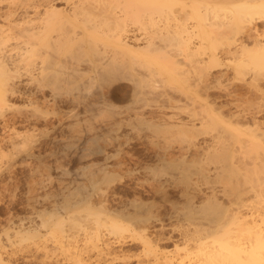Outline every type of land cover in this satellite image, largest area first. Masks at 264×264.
<instances>
[{"label":"rangeland","instance_id":"rangeland-1","mask_svg":"<svg viewBox=\"0 0 264 264\" xmlns=\"http://www.w3.org/2000/svg\"><path fill=\"white\" fill-rule=\"evenodd\" d=\"M74 1L70 0L66 3V0H54L53 5L59 9L64 8L67 10L70 8V3ZM89 3L93 5L95 4V0H89ZM71 5L73 4L71 3ZM0 6V12L2 14V12L6 10V3H1ZM21 12L22 11H19V14L17 13L12 19L15 20L17 18L16 21L19 22L18 20H20ZM207 13L209 17L212 14L211 11H208ZM182 15V12L175 10L171 15H168V17L173 16V20L170 21L173 23V21H176L175 19H180ZM166 17V15L156 17L155 25H162ZM256 18H254L251 24L254 27L250 25L251 30L252 28L254 29L251 31L249 28L248 30L250 34L252 32L251 35L248 34L249 32L247 31L248 33H243L244 35L241 34L242 36L239 35L242 39L237 36L238 40L241 39L245 41V35H250V39L248 37L245 42L248 43V46L250 45L248 47L249 49L254 46V48H251L252 50L259 48L264 43V36H258L259 31L260 34L264 35V20ZM77 19L79 22H82L86 19V15L78 14ZM90 19L91 21H94L96 25L100 26L101 29H106L111 26V21H102V18L95 17V15L94 17L90 16ZM129 27L136 35H143V33L148 34L155 26L149 22L143 26H139L138 22H130ZM254 30L257 32L255 33ZM255 35L257 37H255ZM23 39L12 38L3 41L1 43L2 50L5 54L11 55L22 53L24 49L23 47H25L23 46V41L25 39ZM191 40V43L193 42V44L198 41L196 37H192ZM213 40V49L205 48L203 51L205 55L197 56V58L198 61L206 59V54L210 50L214 51L218 57L219 66L211 64L214 67L210 66L209 69L205 70V72L208 71L206 75L209 76H207V80V77L204 79L206 83L208 82V84L211 85L207 84V86L210 87L206 90L208 98L205 97L206 94L204 95L202 92L193 93L196 100L194 105L197 107L202 101L208 103L210 107L212 106L210 104H213L210 108L211 114L214 113L212 115H215L216 118L221 116L226 124H223L222 126L207 125L206 128L203 126L201 131L200 127L198 132V142L201 145L204 140L207 143L212 141H227L228 136L234 133V130H238L241 134L239 139H241V137L243 139L239 141V139H233L230 136V142L227 141V143H230V148H234V150H238L240 146V151L242 150L241 147L243 144L240 142L243 140L246 142L257 141L255 137L252 136L253 134L251 135L246 131L248 130L247 126L249 128H254V126L251 125L254 118L258 120L261 119L260 121L262 122L264 121V118H261V116L264 117V103H261V101H264V99H261L264 98V69L256 70L250 65L251 63H249L246 69L248 68L249 70L251 68L257 74L252 72L251 69L249 72H244V76L242 75V71L238 74L239 76L236 73L233 74L230 64L233 57L236 56L232 57L234 54L232 53V48H234V46L228 47L225 44L224 39L218 36L213 37ZM255 40L260 43V46L254 44ZM21 48L22 50L19 52V49ZM226 49H229V51L231 50L232 52H228ZM225 50L228 53L227 55ZM166 51L168 53H174L177 50L175 46L171 45L166 47ZM247 51L248 50L243 51L244 53L246 52L245 54L241 53L244 54L242 55L243 57L247 56ZM91 52V45L88 44H83L82 46H79V43L64 44L61 47V52L59 54L62 65L61 67H56V70L59 73V79L53 84H48V87L41 89V91H38L36 85L28 80L29 75H27V73H29L30 70L29 65H25V63L22 62L15 64V67L19 66L16 71H18L19 75L21 74L19 76L16 72L18 79L16 81L17 83L15 82V87H17L16 89L18 92L15 95L9 96L8 106H4L0 109V231L9 227L10 222H13V224L15 223L14 225L17 223L18 225L20 221L26 224L29 220H33L32 224L35 227L37 226L36 229H38V231H36V233H38H35L36 236L32 238L27 236L29 233H25V238L11 237L10 241H6L4 236L0 234V243L2 245L4 244V248L0 252L2 262L4 264H227L222 260L210 261L205 258L206 252L212 246L211 244H213L211 242L214 236L211 237V233L216 234L215 236L220 235L221 237H224L223 232H225V222L227 219H230L228 216L233 214L236 210H239L241 214H245L252 206L263 204L262 208H264V195L255 197L253 196L252 191L249 190L254 182H256L257 177H263V175L251 172L246 173V171H243L242 163L247 160V158L242 154L243 157H239L236 155L237 153L234 154V156L236 155L235 158L237 157L238 159L241 158L240 160L242 163H239L241 161L237 160V158L235 161H231L229 156L219 152L216 154L211 153L208 158L202 162L196 161L184 165L178 164L177 156L179 152L177 146L180 142L178 133L175 130H171L172 128H169L168 130L170 131H167V129L154 125L138 124V119L136 120V118L141 115L142 118L145 117L146 119L148 117L156 116L166 118L170 115L174 116V113L172 112L176 111L175 116L184 119L185 115L181 110L174 107L176 104L183 105L184 96H182L183 94L180 96L179 92L169 88L172 86H182L187 88L186 84H188V82H186V80L183 81L184 79L178 80V77L175 76L173 79L178 81V83L176 81L175 83H172L171 81L170 83L164 84V79H162L160 75L152 76V78L158 76V78L156 77L152 79L159 84H155L158 86L157 90H166V93L171 97L173 96L172 98L174 101L180 99L182 102L180 100H178L180 103H176L175 101V104L173 102V111L172 108L170 109L168 107H166V109L163 107L159 110L161 107L157 108V105L159 106V103H163V98L160 99L161 97L155 96L153 99V95H151L152 97L149 96L147 98V104L144 105V107H141L140 104H135L132 96H130L132 82L128 79L126 74L124 76L116 75L113 77L99 76L96 78L94 77L91 80L81 77V80L77 78L75 81H73L71 77H68V74L71 75L78 70L82 72L86 69V64L83 62V59L86 57L84 55H88L89 58L90 56H95L92 55L94 52ZM177 52L183 56L181 52ZM251 52L252 51L248 54L250 55ZM229 53H231V57H229ZM239 53L236 54L239 55ZM184 63L185 66H183V68L188 71L186 72V74L188 73V80L193 81L194 71L199 64L195 62L189 63L187 61ZM208 67L209 66H207V68ZM186 74H184V77ZM254 74L256 75V80H258L256 82L259 85L262 84L259 88L263 89V95L260 91L255 90V92L252 89L253 93L251 88L250 90L248 89V82ZM212 75L216 78L219 77L218 81H216ZM28 81L30 83H28ZM154 81H152L153 84L155 83ZM168 84H170V87L166 86ZM165 87L167 88L165 89ZM236 89L240 91L238 92ZM230 90H234V96L233 93L232 95H229V92L231 94ZM113 91L119 95H122L123 93L124 97L117 98L116 100V98L111 96L110 92ZM103 94H105V99L107 101L109 100L108 102L111 103V106L108 108L106 107V109H104V107L101 108L99 105L101 102L100 96H103ZM227 96H230V98ZM204 97L207 99H204ZM244 99L246 101H244L245 104L244 102L242 103ZM253 99H256V101ZM31 100L33 102L32 104L29 103ZM208 100L212 103L208 102ZM237 102L238 105L241 106L238 107L237 112L244 109L245 111L242 110L241 112L244 115L239 113L238 116L240 114V116H243H237V119H232L233 121H237L239 118L240 120L244 118L241 122L239 120L240 126L237 125L238 121L236 122L237 124H235V121L233 122L231 117H229L234 111L236 112L237 108H233V106L235 105L234 103ZM249 102L251 103L250 105ZM253 102L254 104H257L253 105ZM219 105H221V107H219ZM245 105L248 106V108L245 107ZM253 106L256 107V109ZM213 107L215 108L213 109ZM216 107L220 110H216ZM250 108L253 110L251 111ZM161 111L163 114H161ZM246 112L250 114L247 116ZM254 112H256L255 115ZM150 113H152V115ZM251 113L258 117H253L252 120L248 119L253 116ZM165 115L167 116L165 117ZM235 117L236 116H234V118ZM230 120L232 122H230ZM153 121L155 122V119ZM243 121L246 124H244L246 127L241 126ZM248 122H250V124H248ZM236 141H238L239 144ZM248 143H246V145ZM235 145L237 147H235ZM168 150H172V154L174 153L173 158L176 157V160L172 159L170 156L171 152ZM253 154V152H250V154L247 155L252 158L255 155ZM166 156L169 158L167 159ZM234 156L232 160H234ZM157 157L159 158L157 159ZM254 158L255 157L252 159ZM173 160L174 162H172ZM236 160L238 162H236ZM160 162L161 164H159ZM232 162H235L236 164L233 163L234 165H232ZM254 162L257 161L255 160ZM102 166H106L107 170L112 173L108 178L112 179V183L107 185L108 188H106V185L102 184L101 189L105 191L103 192L101 190V192L103 195L105 194L106 197H109L112 194L111 192H113L112 196H110L112 200L113 197H121L123 199H121V202L123 201V204L125 203V205L123 206L122 203L119 205L120 202L114 201V205L112 206L117 208H121V206L122 208L126 207L127 209L125 208V210L130 213L132 211L133 216L122 220V229L113 231L108 230L106 227L98 228L101 242L103 239V244H105V246L108 245V247H106L109 250L108 252L106 251L105 256H99L97 258V252L95 253L96 250L93 248V243L96 241V224L94 223L95 214L89 215L90 218L87 216V219H89L88 221L85 220V223H87V225L89 224V228L92 226L91 229H87L88 232L90 231L89 234L82 232L81 230L76 231L74 227L72 228L73 231H76L77 236L72 238L68 243V249H66V242H62V239L57 236L53 235L52 237V235H50V232L52 231L50 228L51 226L42 227L39 225L44 220L48 219L49 215H52V213L55 214V210L58 212L60 211L59 214L62 216L61 219H66L63 217L68 216L70 212L69 214L64 212L61 208L62 204H65L68 199L73 200L71 199L73 197L77 198L79 195L83 196L89 190V183L93 181L95 182V177H93L95 176V168L97 169V167L99 168ZM94 188L95 185L93 186V189ZM150 188L154 190L153 193H151L152 190ZM192 189L195 198L193 200L194 202H192L194 205L191 206L192 203L188 198L192 196V194L188 195L187 193H192ZM194 190L198 194L195 193V195ZM123 191L127 192V194L125 193V195H122ZM94 192H92L90 198L93 204H89L88 209L95 213V209L93 208L95 207ZM131 192L134 193L132 194ZM157 192H161V194H158ZM164 192L167 194L163 196ZM210 192L213 193L212 197V193L209 194ZM222 192H225V196L229 197H224L221 194ZM238 193H241L238 198L240 203L236 204L235 199H237L236 196ZM204 194L206 195L203 196ZM208 195L211 197L209 200L212 201V203L210 201H208L209 203H206L205 200L202 201L204 197H209ZM186 198L191 204L188 203ZM133 199H137L140 202L137 203L136 200L135 203L132 201ZM198 199L204 202V204H201L202 202ZM91 202L89 201V203ZM131 202H133V204ZM148 210H150V212H148ZM133 211L137 214L133 213ZM49 212L50 214H46ZM79 212L77 211L75 213ZM151 213H154L153 215L158 213V216H156L157 214L155 215L156 217H159V214L162 215L160 217L163 219L162 228L164 230H161L160 225L157 223L159 226L158 228L155 222L152 224L153 226L151 225L150 229V225L148 226L146 232L143 231L146 227H142L145 226V224L143 223L142 225L140 220H134L138 218L137 216H139L138 219H140L142 216ZM82 214H85V211H81L79 215ZM168 216L171 217L169 218ZM9 219L11 220L9 221ZM89 220H92V222L89 223ZM63 222L64 223L62 224H69L67 220H64ZM98 222L100 223L98 227L101 226V224H106L101 221ZM259 224L264 225V214L263 221L259 222ZM172 226H174V228ZM230 226L234 227V224H231ZM158 229L163 233H158ZM148 231H152L150 232L152 234H149ZM155 231H158L157 233L159 236H172L173 239L177 240L175 242L176 245L174 242H158V246H156L157 242H154L155 244H153L151 241L149 244L145 245L140 241L141 239L139 237L143 235L142 233H147L151 238L150 240L154 241L156 237H158V235L156 236L157 233L155 234ZM183 231H188L189 234L193 233L200 237L195 238L197 240L196 242L195 240L185 242L180 238ZM33 233L30 232V234ZM238 234L239 241L241 240L240 242L253 240L252 233L250 232V234H246L243 231V227L240 228ZM152 235L154 239H152ZM250 235L252 238H250ZM198 239L201 240L199 241ZM44 249H46V251ZM260 258V264H264V248L260 250Z\"/></svg>","mask_w":264,"mask_h":264},{"label":"bare ground","instance_id":"bare-ground-1","mask_svg":"<svg viewBox=\"0 0 264 264\" xmlns=\"http://www.w3.org/2000/svg\"><path fill=\"white\" fill-rule=\"evenodd\" d=\"M53 1L54 0H0V4L6 3V8H5L6 10L4 11L2 9L4 11L2 12V14L0 12V19L2 20V21L0 20V109H2L4 106H8L9 96L15 95L18 92V90L16 89L17 87H15V82L18 79V76H17L18 71L16 70L19 66L15 67L16 63L22 62V63H25V65L26 64L29 65L30 70L28 69L29 73H27V75H29L28 80L33 82L34 85H36V87L38 88L37 89L38 91H41V89L48 87V84H51V83L53 84L59 79V73L56 70V67H61L62 65L61 63L62 61L59 57V54L61 52V47L66 43H79V46H82L83 44L85 45L88 44V45H91V51L94 52L95 54L92 52L91 53L92 55H95V56L93 57L90 56L89 58V56L85 54L84 56H86L85 57L86 59L84 58L83 62H85L86 64V69L84 70L82 69L83 70L82 72L78 70V71L73 72L71 75L68 74V77H71L73 81H75L77 78L80 79L81 77L91 80L94 77L96 78L99 76L113 77L116 75L124 76L126 74L128 76V79L132 82V89H130V96H132L133 102L135 104L138 103L140 104L141 107H144V105L147 104V98L153 95V99L155 98V96L161 97L160 99L163 98V103H159L160 104L159 106L157 105V108L161 107L159 110H161L163 107L165 109L166 107H168L170 109L172 108V111H173V108L175 107L176 109L181 110V112L185 115L184 119L179 118V116L177 117L175 116L176 111L175 112L173 111L172 113H174V116L176 118L173 115L172 116L165 115V117L167 116L166 118H163V117L161 118L160 115L163 114L162 113L163 110H162L161 114L159 115L160 117L156 116L158 121L156 117H148L146 119L145 117L142 118L141 117L142 115L136 118V120L138 119L137 121L138 124L154 125V126L162 127L163 129H167V131H170L168 129L172 128L171 130H175L178 133V136L180 137V142L177 146V150L179 152V154L177 153L178 159L176 157L173 158L174 153L172 154L171 152L172 150L171 151L168 150L169 152H171V154L170 153L169 154L172 157V159H175V160L177 159L179 162L178 164L184 165V164H188V163H192L196 161L202 162L205 159H207L211 153L213 154H216L219 152L224 153L226 154V156H229L231 158V161H235V159L237 158V157L235 158L236 155H238L239 157H241L242 155L244 157L246 156L245 158H247V160L245 161L243 160L244 161L243 163L240 160L241 158L240 159L237 158V160L241 161L239 163L243 164L242 165L243 171H246V173L251 172V173H256L258 175H263V177H259V176L257 177L256 182H254L253 186H251L249 190L252 191V194L255 197L264 195V121L263 122L260 121L261 119L260 120L255 119V118L253 119V117H256L254 116L256 112H254V115L253 113H251L253 116L248 119H251V120L253 119L252 120L253 122L251 123V125L254 126V128H249L247 126L248 130L246 131H248L251 135L253 134L252 136H254L257 141L256 142L248 141L249 142L248 143L245 140H243L242 142H240L241 144L243 143L241 147L242 150L240 151H239L240 146L238 150L237 149L234 150V148L233 149L230 148V143H227V141H229L230 136L233 139H237V140L239 139L241 134L239 133L238 130H234V131L232 130L234 133L228 136L227 141L222 140V141H212L210 143H207L204 140L203 143H201L200 145L198 142V136H199L198 132H199L200 127H201L200 131H201L203 126H205V128L207 127V125L209 126L221 125L222 126L223 124H226V123L224 119H222L221 116L219 118L218 117L216 118L215 115H212L214 113L211 114L210 108L213 106V104H210L212 105L210 107L208 103L201 100L202 102H200L197 107L194 105L196 102L194 98L195 97L194 94L202 92L205 95L206 90L210 88L209 86H207L208 82L206 83L204 79L207 76H209V75H206L208 71L205 72V70L209 69L210 66L214 67L213 65L219 66L218 57L214 51L210 50L206 54V59H202L198 61V58H197V56H200L203 54L205 55V53L203 52L205 48L213 49V45H214L213 37L218 36V37L223 38L225 41V44L228 47L234 46V48H232L233 52L230 50L232 53H234L232 57L236 55L235 57H233V59L231 58L232 65L230 64L233 74L236 73L238 75L242 71V75L244 76V72H247V71L249 72L251 69V68L249 70L248 68L246 69L249 63H251L250 65H252L256 70L264 69V43L263 45L260 46L259 45L260 43L256 42L257 40H255L254 44L259 45L260 47L258 46L259 48L252 50L251 48H254V46L250 47L249 49L248 47L250 45L248 46V43L245 42L248 39V37L250 39V35L252 34V32L250 34L248 30L251 26H253L251 24L254 18L257 17L259 19L264 20V0H97V1L95 0V4L93 5L89 3V0H75V1L73 0L74 2H71L73 5H71V3L69 2L70 8L68 7L69 9L67 10L64 8L63 9L57 8L56 6L53 5L54 3ZM66 1H67L66 3H68V1L70 0H66ZM175 10L182 12L183 15L180 19H175L176 21H173V23H171L170 21L173 20L172 18L173 16H170L171 17L170 18L168 17V15H171ZM19 11H22V12H21L20 20H18L19 22H17L16 21L17 18L15 20L12 18ZM208 11L212 12L210 17L208 16V13H207ZM78 14H85L86 19L82 22L81 21L79 22V20L77 19ZM94 15L95 17L102 18L103 19L102 21H106V20L111 21V26L107 27L106 29H101L100 26L94 23V21H91L90 16L94 17ZM165 15L167 17L165 18L164 23L162 25H155L156 23L155 18L160 17V16H165ZM130 22L132 23L138 22L139 26H143L149 22L155 27L148 34L143 33V35L141 34L136 35L135 33H133V31L129 27ZM253 29L254 28H252V30ZM246 32L250 35L246 34L248 36L245 35L244 38H246V40L243 41L241 40L242 39L241 34L246 33ZM256 35L255 37H257ZM260 35L262 37L264 36L263 34H260V31H259L258 36L260 37ZM237 36L240 37L241 39L238 40ZM192 37H196L198 39V41L195 42V44H193V42L191 43ZM12 38H22V39L24 38L25 39V40L23 39L24 41L22 40L24 44L23 46H25L23 47L24 49L22 53H18V55L17 54L11 55V54H5V52L2 50L3 48L1 46V43L5 40L12 39ZM171 45L175 46L176 50L181 52L183 56H181L180 53H178L177 51H175L174 53H168L166 51V47L171 46ZM19 50L18 51L21 52L22 48ZM226 50L230 52L229 49H226ZM246 50H248L247 56H246L247 58L242 56L246 53V52L244 53L243 51H246ZM250 51L252 52L249 55L248 53ZM235 52L236 53L240 52V53L238 55ZM241 53H244V54H241ZM227 54L228 53L226 51V55ZM230 54L231 53H229V57H231ZM185 61L189 63L195 62L199 64V66H197V69L194 71V76H193L194 78L192 77L193 81L188 80V75H187L188 73L186 74V72L188 71L183 68V66H185V63H184ZM207 66L209 67L207 68ZM252 72H255V71L252 70ZM184 74H186L185 77L187 78L184 77ZM154 75H158V76L160 75L162 79H164V84L170 83L171 81L172 83H175L176 80L173 79V77L175 76L178 77L177 78L178 80L184 79L183 81L186 80V82H188V84H186L187 88H184L182 86L170 87L169 86L170 84L166 85L170 87L169 89L172 88V90L179 92L180 96L181 94H183L182 95L184 96L183 105L176 104V103H180L181 100L180 99H178L180 101L175 100L176 101L175 103V101L172 98L173 96L171 97L168 93H166L165 92L166 90L165 91L161 89L157 90V87H158L157 85L159 84L156 83L157 81H154L152 79L156 77L158 78V76H155L154 78H152V76ZM254 75L253 76L251 75L252 77L250 78V81L248 82V87H249L248 89L250 90L251 88L252 92L253 90L260 91L262 94L263 89L259 88V86H262V84L259 85L256 82L258 80H256V75L255 76ZM71 78H68V79H71ZM214 78L216 81H218L219 77L217 78L214 77ZM207 79L208 77L206 78V80ZM29 81L28 83H30ZM152 81H154L155 83L153 84ZM176 82L178 83V81ZM166 88L167 87H165V89ZM233 91H231V94L229 92V95H232L233 93V96H234L235 92ZM246 91H241V92H246ZM110 93H111V96H113V98H116V100L117 98L124 97L122 91H121L122 95L117 94L115 91L110 92ZM104 95L105 94H103V96H100L101 102L99 103V105L101 108L104 107V109H106V107L108 108L111 106V103L108 102L109 100L107 101L105 99ZM207 95L208 93L206 94L205 97L208 98ZM205 97L204 99H207ZM227 97L230 98V96H227ZM261 99L263 100L264 98H261ZM27 100H30V99H27ZM244 101L245 99L242 101V103ZM254 101H256V99ZM173 102L178 106L175 105L173 107L172 105L174 104ZM208 102L210 101L208 100ZM250 102H249V105L251 104ZM262 102L264 103V101H261V103ZM29 103L32 104L33 103L32 100ZM234 104L235 105L233 106V108L235 107L237 109H236V112L234 111L229 116L231 117L232 121L233 119H237L241 114H243L241 112L242 110H244V109H241L240 111L237 112L238 107H241V106L238 105V102ZM252 104L255 105L257 103L254 104L253 102ZM219 107H221V105H219ZM245 107L248 108V106L246 105ZM260 107H261V104H260ZM214 108L215 107H213V109ZM254 108L256 109V107ZM216 110H220V109L216 107ZM252 110L253 109H251V111ZM239 113L241 114L238 116ZM150 114L152 115V113ZM249 114L247 113V116ZM227 116H228V113H227ZM234 116L236 117L234 118ZM153 118L155 119V122L153 121L154 120ZM261 118H264V117L261 116ZM231 120L230 122H232ZM239 120H237L238 124L236 123L237 121L235 120H234L235 122L234 121L233 122L239 125L241 122V120L240 122ZM244 121H243V124L241 125L242 127H246L245 126L246 124L244 123ZM250 122H248V124H250ZM241 139L243 138L241 137ZM241 139H239V141H241ZM236 142L239 144L238 141ZM246 143L248 144L246 145ZM235 147L237 146L235 145ZM250 152H253L255 154V155L253 154L254 155L253 157H255L254 159H252L253 157L250 158V156H248ZM234 154L236 155L234 156ZM233 156H234V160H232ZM158 158L159 157H157V159ZM166 158L168 159L169 157L166 156ZM245 158H242V159H245ZM237 160L236 162H238ZM255 160L257 162H254ZM172 162H174V160ZM233 163L235 162H232L231 164L234 165ZM159 164H161V162ZM110 174L112 173L109 172V170H107L106 166H102L99 168L97 167V169L95 168V176H93L95 177V182L93 181L89 183L90 184V186L88 185L89 190L83 196L79 195L80 197L79 196H77V198L73 197L71 198L73 200L68 199L66 202L64 201L65 204H62L61 208L63 209V211L67 212L68 214L70 212L68 216L63 217L66 219H61L62 216L61 214H59L60 211L58 212L57 210H55V208H57L55 207L54 208L55 214L52 213V215H49V218L41 222L39 226H42V227L51 226L50 228L52 229V231L50 232L51 233L50 235H52V237L53 235L57 236L58 238L62 239L61 240L62 242L63 241L66 242V245H67L66 249H68L69 247L68 243L71 241L72 238L77 236L76 231L81 230L82 232H86L88 234L90 233V231L88 232V230L91 229L92 226H90L89 228L88 226L89 224L87 225V223H85V220L88 221V219L90 218L89 215L95 214L94 223L96 224L95 225V240L96 241L95 243H93V248H95L96 250L95 253L97 252L96 253L97 258L99 256H102V257L105 256L106 251L108 252L109 249H107L108 245H106L107 246L106 247L105 244H103L104 242L103 239L101 242V237H99L100 232H98V228L106 227L108 228V230H113V231L122 229V226H121L122 220L126 219L127 217L133 216L132 211L130 213L127 210H125L126 207L122 208L121 206V208H117V207L112 206L114 205L113 203L114 201L120 202L119 205H121V203L123 204V201L121 202V199H122L121 197H118V196L115 198L113 197V200H112L110 196H112L113 192H111L112 194L110 193L111 195L109 197H106L105 194L104 196L103 193L101 192L102 184L106 185V188H108L107 185H110L109 183H112V179H108L110 177L109 176ZM236 179H239V178H236ZM94 185H95V188H94L95 192L93 189ZM150 189L152 190L151 193H153L154 190L152 188ZM199 190L197 191L200 192ZM191 191L192 193H187V194L188 195L192 194V196L188 198L190 202L192 203L194 202L193 200L195 196H193V189ZM92 192H94L93 194H95L94 196L95 198L92 197L95 199V207L92 206L95 209V213L89 211L88 209L89 204L90 205L93 204V202H91L90 200L92 196ZM161 192L159 193L161 194ZM125 193L127 194V192L123 191L122 195H125ZM131 193L133 194L134 192H131ZM195 193L196 191L194 192V194ZM211 193L212 192H210L209 194ZM213 193L211 194V197L213 196ZM166 194L164 192L163 196ZM221 194L224 197H226L225 192H222ZM205 195L206 194H204L203 196ZM240 195L241 193H238L236 196L237 198L235 199L236 204L240 203V200L238 199ZM211 197L206 196L204 197L202 201L205 200L206 203H209L208 201H210L209 199ZM134 199L132 201L135 202L137 199L136 200ZM188 199L186 198L187 201ZM198 200L202 202L200 199ZM89 201L91 203H89ZM138 202L140 201L137 200V203ZM210 202L212 203V201ZM131 203L133 204V202ZM201 204H204V202H202ZM124 205L125 203L123 204V206ZM192 205H194V203H192L191 206ZM262 206L263 204L259 206H252L249 209V211L246 212L245 214H241L239 210H236L233 214H230L231 216L230 215L228 216V218L230 217V219H227L225 222V226H224L225 232H223L224 237H221L220 235L215 236L216 234L211 233V237L214 236L211 242L213 244H211L212 246L206 252L205 258L210 261L222 260L227 264H260L261 263L260 250L264 248V225L259 224V222L263 221L264 208H262ZM77 211L78 212L85 211V214L79 215L80 212L75 213ZM148 212H150V210H148ZM133 213L135 212L133 211ZM154 213H151L149 215L147 214L142 217L140 216L141 217L140 219H138L139 216H137L138 220L137 219H134V220L136 221L140 220V222H142V225L143 223L145 224V226H142V227H146L144 228L143 231L147 232L148 226L150 225L149 227L150 229L151 225L155 222H156V225L157 223L160 225V228L162 230L163 229L162 228L163 219L162 217H160L162 215L159 214L160 216L156 217L158 216V213H156L157 215L155 214L156 216L153 215ZM46 214H50V212ZM87 216L89 217L88 219H87ZM10 220L11 219H9V221ZM64 220H67L69 224L68 223L62 224L64 223L63 222ZM89 221H90L89 223L92 222V220H89ZM98 221H101L106 224H101V226L98 227V225H100ZM32 222L33 220L32 221L29 220L25 224L24 222L20 221L18 225L17 223L16 225H14L15 223L13 224V222H10L9 227L1 230L0 234L4 236V239L6 241H10L11 237H19V238L24 237L25 238L24 236L25 233H29L30 236L29 235L27 236L29 238H32L36 236V234L38 233V232L36 233V231H38V229H36L37 226L36 227L33 226ZM229 224L230 225L234 224V227L230 226ZM180 226L183 227L182 225ZM73 227L75 228L76 231L72 230ZM172 227L174 228V226ZM242 227H243V231L246 234L247 233L250 234V232L252 233L251 235L253 237V240H247L246 242L242 241L243 243L240 242L241 240L239 241L238 231ZM161 230L157 232L161 233L162 232ZM29 231L31 233L33 232L34 233L30 234ZM150 232L149 234H152ZM157 232L155 231V234ZM158 233L156 234V236L158 235V237H156L154 241L150 240L151 238L149 237L147 233H142L143 235L139 237L141 239L140 241L145 245L149 244L150 241L153 242V244H155L154 242H157L156 246H158V242H165V243L174 242L175 244V242L177 241L173 239L172 236H167V237L159 236ZM153 235H152V239H154ZM251 235H250V238H252ZM199 237L200 236H196L193 233L189 234L188 231L187 232L183 231V233H181L180 235V238H182L185 242H188L191 240L192 241L195 240L196 242L197 240L195 238H199ZM198 240L200 241L201 239H198ZM3 248H4V244L2 245L0 243V252L2 251ZM44 250L46 251V249ZM0 264H4L2 262L1 253H0Z\"/></svg>","mask_w":264,"mask_h":264}]
</instances>
